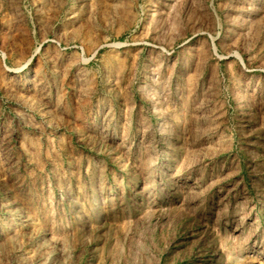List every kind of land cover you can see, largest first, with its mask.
<instances>
[{"label":"rangeland","instance_id":"374dc122","mask_svg":"<svg viewBox=\"0 0 264 264\" xmlns=\"http://www.w3.org/2000/svg\"><path fill=\"white\" fill-rule=\"evenodd\" d=\"M0 264H264V0H0Z\"/></svg>","mask_w":264,"mask_h":264}]
</instances>
